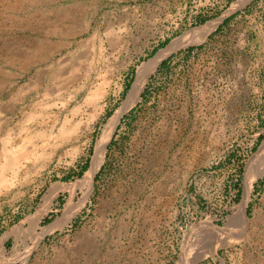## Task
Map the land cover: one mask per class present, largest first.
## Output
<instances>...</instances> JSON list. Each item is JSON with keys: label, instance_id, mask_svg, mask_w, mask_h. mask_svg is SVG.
<instances>
[{"label": "rangeland", "instance_id": "1", "mask_svg": "<svg viewBox=\"0 0 264 264\" xmlns=\"http://www.w3.org/2000/svg\"><path fill=\"white\" fill-rule=\"evenodd\" d=\"M215 20L160 60L92 179L35 229L69 200L72 218L36 243L30 216L79 183L137 67ZM263 141L264 0H0V162L29 153L0 179V264H264V173L240 208Z\"/></svg>", "mask_w": 264, "mask_h": 264}, {"label": "bare ground", "instance_id": "2", "mask_svg": "<svg viewBox=\"0 0 264 264\" xmlns=\"http://www.w3.org/2000/svg\"><path fill=\"white\" fill-rule=\"evenodd\" d=\"M57 12V11H56ZM66 13L63 12L59 13V14H54L53 11V17L55 18V20L53 19V25H55V28L57 27V25L59 23H64L65 16ZM64 16V17H63ZM33 18V17H32ZM26 19V18H25ZM217 22V20L212 21L206 25H202L199 27H196L194 30L188 31L184 34H181L180 36L174 38L170 43L167 44V46H165L164 48H162L161 50H159L153 57H151L150 59H148L147 61L142 62L136 70V74H135V78L133 83L130 86L129 91L127 92V95L125 97V99L122 101V103L120 104V106L115 110V112L107 119V121L102 125L101 127V131L95 141V145H94V150H93V154L91 156V162H90V166L88 168V170L86 171V173L84 174V176L80 179L78 184H52L49 188L47 193L45 194V196L43 197V202L40 205V208L37 209L35 214H32V216H30L31 220H32V231L30 234V237L35 236V242L37 243L40 238L44 235L45 232L53 230L57 227H60L61 225H63L65 222H67L68 220H70L72 218V216L74 215L75 211H76V207L72 208L71 207V201L69 200V205L66 206V208L63 209L62 211V215L49 227V228H43V234L39 232H37V230L35 229L36 226L38 225V221L39 218L41 217L42 213L44 212L45 208L47 207V205L49 203H51L53 196L57 193V191L59 189H68V188H74L78 185V187H81L82 185H84L86 182L90 181L94 175V173L96 172V170L98 169L99 165L101 164L103 157L105 155V151H106V145L110 139V137L113 134L114 129L116 128L120 117L122 116V114L124 112H126L131 106H133L140 98V93L149 77V75L156 69L158 63L160 62V60L165 57L168 53H170L171 51L182 47L188 43L191 42H195V41H199L203 38V36L213 27V25ZM54 28V27H53ZM62 28H63V24H62ZM50 29V27H49ZM68 30V29H67ZM28 40V39H27ZM43 40V39H42ZM37 42V41H36ZM39 43V42H38ZM20 51V50H19ZM43 54V53H42ZM72 58V57H71ZM70 59V58H68ZM62 61V60H61ZM71 61V59H70ZM65 62V61H64ZM26 63V62H25ZM59 63V62H58ZM52 68V67H51ZM52 70V69H51ZM54 70V69H53ZM39 72V71H38ZM46 72V71H45ZM53 72V71H52ZM50 72V73H52ZM48 73V72H47ZM49 73V74H50ZM59 74V73H58ZM63 75V74H62ZM49 76V75H48ZM59 76V75H58ZM42 77V76H41ZM60 77V76H59ZM57 78V77H56ZM44 79V78H43ZM38 80V79H37ZM36 80V81H37ZM34 82V81H33ZM45 84V83H44ZM34 85V84H33ZM53 85V84H52ZM37 86V85H36ZM37 88V87H36ZM44 88V87H43ZM56 88V87H55ZM32 90V89H31ZM43 91V89H42ZM21 92V91H20ZM103 92V89H102ZM100 92V93H102ZM98 91L95 90L94 94H92L91 96H87V99H96V97H98L97 95L100 94ZM44 97L47 95V93H43ZM103 94V93H102ZM49 95V94H48ZM30 99V97H29ZM28 99V100H29ZM42 100V99H41ZM46 100V99H45ZM94 102V101H93ZM34 103V102H33ZM48 103V102H47ZM33 105V104H32ZM41 105V104H40ZM38 106V105H37ZM48 106V105H47ZM98 106V105H97ZM46 107V106H45ZM6 108V107H5ZM98 109V108H97ZM96 111V109H95ZM22 113V112H21ZM32 113V112H31ZM29 118V117H28ZM57 121V120H56ZM5 123V122H4ZM54 123V122H53ZM65 126V125H64ZM4 129V127H3ZM9 130H11L9 128ZM57 132V130H56ZM68 132V131H67ZM13 133V132H12ZM63 133V132H62ZM69 133V132H68ZM64 134V133H63ZM11 135V134H10ZM13 135V134H12ZM11 135V136H12ZM4 136V135H3ZM3 142L9 144V142L12 141V139L9 136V133H6V135L3 137ZM11 140V141H10ZM13 144V143H11ZM28 145V144H27ZM30 146V145H29ZM26 147V146H25ZM24 148V146H23ZM29 155L28 151L25 150H21L20 148H18L17 150H14L10 147V145H6L3 149V156H4V161L3 163L0 162V179H4V171L6 170V168H10L13 167L15 165H20L21 162L26 159V157ZM256 157L258 158L256 160V165L253 169H251L250 171H248V174L245 177L244 180V184H245V198L243 199L240 208L242 210V212H244V205H245V199L247 197V193L250 190V187L253 183V181L261 176L264 173V141L259 149V151L256 154ZM19 169V168H18ZM17 169V170H18ZM11 170V169H9ZM249 170V169H248ZM16 171V170H14ZM14 173V172H13ZM247 173V172H246ZM14 176V175H12ZM11 178V177H10ZM3 182V181H2ZM6 183V181H5ZM4 183V184H5ZM8 183V182H7ZM12 183V181H11ZM3 184V183H2ZM9 184V183H8ZM11 185V184H10ZM71 188V189H72ZM20 226V225H19ZM22 229V228H21ZM28 230V229H27ZM26 230V231H27ZM23 232V231H22ZM26 234V233H25ZM35 244V243H34ZM36 246V245H35ZM26 250V249H25ZM28 251V250H27ZM0 252H1V256L0 259H5L2 258V247L0 246ZM27 253V252H26ZM16 256V255H15ZM27 257V256H25ZM195 258V257H194ZM27 259V258H26ZM195 260V259H194ZM15 261V260H14ZM193 261L192 257H186V256H181L180 260L178 262V264H191ZM25 262V261H24ZM22 264V263H21Z\"/></svg>", "mask_w": 264, "mask_h": 264}, {"label": "water", "instance_id": "3", "mask_svg": "<svg viewBox=\"0 0 264 264\" xmlns=\"http://www.w3.org/2000/svg\"><path fill=\"white\" fill-rule=\"evenodd\" d=\"M222 20H223V18H222Z\"/></svg>", "mask_w": 264, "mask_h": 264}]
</instances>
